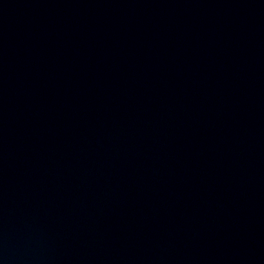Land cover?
<instances>
[{
  "label": "water",
  "instance_id": "95a60500",
  "mask_svg": "<svg viewBox=\"0 0 264 264\" xmlns=\"http://www.w3.org/2000/svg\"><path fill=\"white\" fill-rule=\"evenodd\" d=\"M0 264H264V0H0Z\"/></svg>",
  "mask_w": 264,
  "mask_h": 264
}]
</instances>
